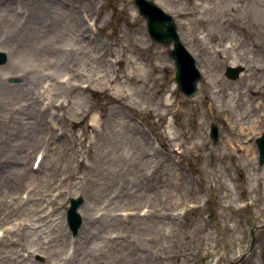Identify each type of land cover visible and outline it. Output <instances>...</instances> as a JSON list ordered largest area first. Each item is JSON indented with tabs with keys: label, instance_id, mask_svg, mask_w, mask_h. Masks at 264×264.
Masks as SVG:
<instances>
[{
	"label": "rangeland",
	"instance_id": "rangeland-1",
	"mask_svg": "<svg viewBox=\"0 0 264 264\" xmlns=\"http://www.w3.org/2000/svg\"><path fill=\"white\" fill-rule=\"evenodd\" d=\"M55 1L75 6L86 33L76 64L89 63L88 70L99 64L103 69L93 72L99 81L93 82L92 75L94 79L74 93L66 84L70 71L64 69L54 81L65 79L60 83L65 89L51 96L44 89L52 82L32 73L27 75L28 90L11 100L0 96V119L7 123H0V164L14 167L7 174L13 188L0 192V203L6 200L16 207L6 219L0 213V234L17 224L15 233L0 237V253L13 250L28 264H57L69 240H75L86 223L88 206L89 215L104 227L109 214H120L103 233L108 250L103 264H264V165L258 161L256 145L264 131V0H239L243 4L238 3L236 12L225 13L224 0H152L175 18L181 40L197 60L202 79L192 99L178 92L169 48L149 38L133 0ZM38 2L0 0V10H11L6 22L0 12V48L5 47L9 56L0 65V77L11 73L4 76L6 86L25 82L22 70L31 62L13 67L11 61L28 32L17 25L26 22L30 28L28 15ZM208 3L217 9L201 8ZM188 24L195 32L186 30ZM198 33L204 41L196 38ZM239 66L243 72L238 79L226 77L227 67ZM118 67L126 73L125 84L106 87L104 77ZM251 91L259 95L252 99ZM66 100L69 106L60 107ZM251 105L258 109L242 117ZM122 120L127 134L147 144L137 147L128 140L111 150V159H101L104 171L116 172L110 183L108 172L92 168L98 154L102 158L109 145L115 147L111 142ZM212 121L219 127L215 144L209 137ZM8 126L16 130L7 134ZM52 129L66 139H50ZM18 130L24 131L22 136ZM127 151L130 158L124 160L121 174L123 161L113 154ZM39 154L43 158L35 167ZM90 179L105 184L98 186ZM4 182L0 179V189ZM35 187L41 195L28 202V192ZM133 188L137 194L129 195ZM71 199L82 200V225L76 234L66 218ZM53 221L59 224L61 238L68 240L60 254L51 257L48 250L38 249L40 243L22 244L31 228L42 229L38 234L43 243L47 236L53 238L56 231L43 233ZM111 237L116 241L110 242L109 250ZM11 239H19L16 248L9 245Z\"/></svg>",
	"mask_w": 264,
	"mask_h": 264
},
{
	"label": "bare ground",
	"instance_id": "bare-ground-1",
	"mask_svg": "<svg viewBox=\"0 0 264 264\" xmlns=\"http://www.w3.org/2000/svg\"><path fill=\"white\" fill-rule=\"evenodd\" d=\"M238 3H239V0H224L223 12L225 13L226 10L236 12L237 8H239L240 6L239 4H243V2L241 1L239 4ZM216 7L217 6L214 5L213 3H208L201 8L204 9L206 12H212L217 9ZM2 11L3 10L1 9L0 12L3 13L1 14L3 16L2 21L6 22L8 19L9 12L11 13V10H7L5 6L4 11L3 12ZM198 12H199V8L193 10V14L196 16L198 15ZM16 15H18V13H16L15 16ZM10 16H14V13L13 15H10ZM20 19H22V16L20 17ZM28 19H30L29 29L28 27H26L27 26L26 22H24L23 24L19 23V25H17V27L20 30L23 31L24 29H27L28 32L24 35L25 38H22L18 47L15 48L16 56L11 61V64L13 65V67H17L21 65V62L29 61L31 62V65L29 66L27 70L26 69L22 70L25 74L22 76L25 82L20 85L6 86L4 82V76H6V74H11V73H8V71H6L1 74L0 96H2L1 98L2 100L3 99L4 100L14 99L16 96L20 95L22 91L28 90V86L31 83V81L29 80V77L27 75L30 73H32V75L36 74L38 78L43 77L49 80L50 82H52V84H48L44 89L47 92L46 94L48 96H51V94H54L55 93L53 92L54 90H61L64 88L65 85H60V83L65 82V79L61 81L57 79L58 81L56 82L54 81L56 77H59V75L56 76L55 74L64 69H69L70 71V73L67 74L66 84L68 85L72 93L79 91L83 87L82 83H86V82L93 80L94 79L93 76H96V79H94L93 82L95 80L99 81V78L93 72H96L95 70H98V71L102 70L103 66L97 64V65H94L93 67V65L91 64L92 67L90 71L88 70L90 67L89 63H86L84 65L76 64L79 59V56L83 53V50H84L83 43L85 41L84 38L86 36V33L80 26L81 20L79 17V13L73 4H67L66 2H63L61 4V3L56 2L55 0H39V2L37 3V6L33 8L31 15H28ZM199 21L204 22V23L207 22V20L203 18H200ZM14 28H15V25H14ZM186 30L187 31L194 30L193 32H195V27L188 24ZM199 37H200V41L201 40L204 41V39L201 36H199V33L196 34V38L199 39ZM227 50H230V47H228ZM0 51L8 55V51L5 47H1ZM236 62L238 63L237 60ZM233 64H235V62ZM108 67L111 68L112 65L111 66L107 65V68ZM115 70H116L115 74L110 75L108 77H104L103 82L105 83L106 87L113 85V83L115 82L120 83V84L122 83L123 85L125 84L123 81L126 80V73L123 71V68L118 67ZM99 77L101 76L99 75ZM73 80L75 81L74 83H72ZM121 91H124V87L121 88ZM251 93H252L251 94L252 99H255L259 95L258 94L259 91L258 92L251 91ZM114 99L115 101H118V103L122 104V101L120 100V98L114 97ZM34 100L36 102V99ZM64 102L65 103L60 104V107L69 106L70 101L66 100ZM255 109H258V108L253 107V105L246 108L245 111L243 112L242 117L244 118L248 117L249 113ZM253 116H255V114ZM249 120H251V117H249ZM123 121L124 120L118 123L117 131L115 133V138H113L111 142V145L114 144L115 147L111 149V146L109 145L106 148L109 150L106 153H103L102 158L100 154H98L97 164L94 165L92 168L98 171V173H100V171H104L103 169L104 162L101 159L105 160L107 156L109 159H111L112 157L111 150L113 151L119 150V148L125 145L128 140L130 142L132 140L133 142L138 143L137 147L145 146L147 144L146 142L137 140L135 135L127 134L124 130ZM251 121L255 122L256 118L254 117ZM0 123L3 125H7L4 119H0ZM244 124H246V122ZM15 130L16 129L14 126H8V131L6 133L9 134L11 132H14ZM245 130H247V128H244L242 126V131L244 132ZM23 133L24 131L18 130V136H22ZM57 135L58 134L54 132V130L52 129V132L50 133V139L56 140V139H59L60 137L66 139V136L64 135L60 137H57ZM143 140L146 141L145 138ZM253 154L255 156L256 152H253ZM141 155L142 157L145 156L143 155V153ZM113 157L116 159H121L123 161L121 170H119V172L122 174L123 173L122 167L125 165L124 160L130 158V155H128V151L126 153L123 152L122 154L121 152H119V154L115 152L113 154ZM4 169H8V171H5ZM13 169L14 167H12L11 165H8V164L1 165L0 164V179L1 181H5L3 184L4 185L3 188L0 189V192L8 193L13 188L11 183L8 180V175H7L8 172L12 171ZM4 171L6 173H4ZM104 172L106 173L108 171H104ZM115 173L116 172L113 170L109 171L106 176V179L110 182L109 178L113 176ZM116 175L117 177L119 176L118 173ZM90 181H92L94 184L96 183V185L98 186L105 184L103 181H100L98 179H95V180L90 179ZM89 185H92V184L89 183ZM38 191L39 190H37L36 187L35 189L32 188L29 190L28 192L29 195L27 197L28 202L33 200L36 195H38L36 200L39 199V196L41 195V193L39 194L40 191L39 192ZM128 193L129 195H136L137 191L133 188V190H130V192L128 190ZM13 199L14 198L11 196L9 200L12 202ZM100 199L101 198L97 199L96 203H98ZM15 209L16 207L14 208L6 200H3L0 203V211H1L0 213L2 214L3 219H6L8 216H10V214L13 215L15 213ZM30 210H32V208ZM89 211H90V208L86 206L84 208V214L87 217V221L84 224V226L81 227L82 229L78 237L75 238V240H72V241L69 240V247H66L63 253L60 252L62 249L61 247L63 243L65 241L68 242V240L67 239L64 240V238H61V235L59 234V229H58L59 224L58 223L56 224V222L54 223V221L51 222L48 227L43 229V233H47L50 230L56 231L53 238H50L47 236L46 237L47 240L43 243L44 240L42 238L43 237L42 234L41 233L38 234V232L42 229L34 230L31 228L30 230L27 231L29 239L25 243H22V244L23 245H26V244L35 245V244L40 243L38 245V249L44 248L45 250H48L51 257H55L61 253L60 260L57 261V264H75V261L78 258L80 260L77 264H103L104 261H102V259H104V256L108 252V250H106L105 252V249H104L105 245L103 246V242L106 239L105 237H107L103 233L105 232V230L108 229L109 226L110 227L113 226V223L115 224L117 223V218H120L119 217L120 214H115L114 211L112 212V214H109L108 220H106L107 226L104 227V224H101L97 218L93 217V215L92 216L89 215ZM22 226L31 227L27 223H23ZM16 230H17V224L15 226L11 225L10 229H8L5 234L15 233ZM5 234L4 236L7 237ZM23 236L24 234L21 237ZM115 241L116 240L113 237H111L110 239L108 238V243L110 244L109 245L110 247L108 248L109 250H111L112 248L111 244L113 242L115 243ZM0 243H3V239H0ZM9 245L16 248V246L19 245V239H15V240L11 239V241H9ZM32 251L36 252L37 249H33ZM13 252L14 251L12 250V252L4 251L0 253V264H28V260H24V259L18 260L19 255L17 256L16 254L18 252H15V253Z\"/></svg>",
	"mask_w": 264,
	"mask_h": 264
},
{
	"label": "water",
	"instance_id": "water-1",
	"mask_svg": "<svg viewBox=\"0 0 264 264\" xmlns=\"http://www.w3.org/2000/svg\"><path fill=\"white\" fill-rule=\"evenodd\" d=\"M135 6L139 10V14L147 21V29L150 37L169 47L171 44L174 48L169 54L175 61L176 73L175 81L178 85V90L187 98H193L197 90V84L201 79V73L197 69L196 61L193 56L187 51L182 44L174 19L164 10L158 7L150 0H134ZM6 55L0 53V64L6 62ZM242 68L228 67L226 76L231 79H237ZM212 139L215 142L218 140V127L212 125ZM257 145L260 151L259 161L264 164V133L257 139ZM82 203V200H72V206L68 211L69 225L74 232L77 233L81 226V218L77 213V209Z\"/></svg>",
	"mask_w": 264,
	"mask_h": 264
}]
</instances>
